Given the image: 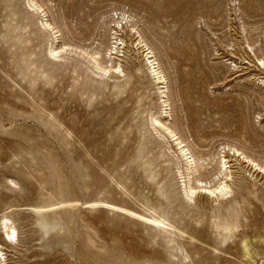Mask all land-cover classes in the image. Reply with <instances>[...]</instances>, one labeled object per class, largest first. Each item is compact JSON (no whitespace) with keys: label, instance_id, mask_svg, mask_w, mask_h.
<instances>
[{"label":"rangeland","instance_id":"obj_1","mask_svg":"<svg viewBox=\"0 0 264 264\" xmlns=\"http://www.w3.org/2000/svg\"><path fill=\"white\" fill-rule=\"evenodd\" d=\"M92 56L123 75H94ZM149 116L194 160L191 199ZM251 165L264 169V0H0V264H264ZM221 183L225 197L204 191ZM228 213L237 227L216 236Z\"/></svg>","mask_w":264,"mask_h":264},{"label":"bare ground","instance_id":"obj_2","mask_svg":"<svg viewBox=\"0 0 264 264\" xmlns=\"http://www.w3.org/2000/svg\"><path fill=\"white\" fill-rule=\"evenodd\" d=\"M42 26L44 28H47V29L50 28V25L47 24V23H43ZM139 41H138V43L135 44L136 46L138 44H140ZM116 44H117V42H116ZM46 49H47V55L49 57H51V58H55L56 57V55H57L58 52L55 51V48L52 47V44H50ZM112 50H117V49H112ZM151 54H152L151 52H148V53H146L144 55V59H145V63H146L145 65H147L148 70H149V73L151 75V78H153L155 84H163L164 83L163 82L164 81V77H163L162 73L160 72V70L158 68V63L155 62L156 59H153L152 58L153 56ZM94 57H93V59L91 58V60H93L92 61L93 64H92V67L91 68L93 70L94 75L95 74L96 75L98 74L100 77L101 76L103 77V76H109L110 74H113V75H115V76H117L119 78L123 75L122 68H121V66L119 64L115 65L114 67L111 66V64L108 67L107 66L104 67V66L101 65V63L98 62L99 59L95 60L96 58H94ZM142 58H143V56H142ZM262 59H257V60L260 62V60H262ZM260 64H263V63H260ZM116 80H117V78H116ZM162 88L164 89V87H161L159 89H162ZM163 93H164L163 91L160 92L161 95ZM164 103L165 102L163 100L161 104H164ZM162 112H164V111H162ZM149 118H150V125L153 126V127L158 126V128L160 127L162 130H164L166 132V134L169 136V138L171 139V141H173L175 143V146L177 147V150L179 151L180 156H182V157L185 158L186 164H185V167L184 168H185V171H186V174H185L186 181H185V184L183 186V195H184L185 198L191 199L196 194V188L191 183L190 172H189V171H193V169H194V167H193V164L195 163L194 160L189 161L190 160V157L187 156V150H184V145L181 146V142L178 141L177 138H175V136H174L175 134H173V132L171 130H169V128L165 127L158 120L157 117H155V116L154 117L153 116H149ZM236 153H237V151H234L233 154H236ZM245 161H246V163H248L247 160H245ZM225 166H226V161H223V163L221 164V169L224 168ZM251 166H253L254 168H256V170H258L259 172H264V169H262L261 167L259 168L256 165H251ZM200 167H202V166H200ZM226 169L227 168H224L223 170L226 171ZM223 170L220 171V172H223ZM230 174L231 173H229V175ZM224 175H226V174H224ZM229 177H231V176H229ZM195 183H199L198 180H196ZM204 191L207 192L210 195L216 194L217 197L222 198V197L227 196V194L231 193V188H230V185H227L226 183H221L213 191H210L209 189L208 190H204ZM235 212H236V210H235ZM228 215H229V217L228 216L226 217L224 215V218H222V220L220 222H217V223L214 222L211 225V227L213 229H215V230L218 231V233L216 232V236L222 235V232L223 233L226 232V233L229 234V232H231V230H232V227H235L238 224V223L236 224V222H237L236 220L233 221V219H236L237 218V217L234 216L233 213L232 214L231 213H228ZM1 228H2L3 233H4V238H3L4 242L6 244L7 243H14L15 240H16V230L10 225V222H9V220L7 218H5L3 220V222L1 223ZM1 257H2V254L0 253V259H1ZM241 257L245 261L253 262L252 254H251V251H250V247H249L248 241L246 239H244V240L241 241Z\"/></svg>","mask_w":264,"mask_h":264}]
</instances>
